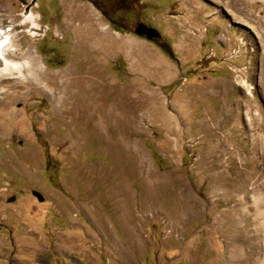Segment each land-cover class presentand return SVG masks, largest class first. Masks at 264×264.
Here are the masks:
<instances>
[{
	"label": "rangeland",
	"instance_id": "1",
	"mask_svg": "<svg viewBox=\"0 0 264 264\" xmlns=\"http://www.w3.org/2000/svg\"><path fill=\"white\" fill-rule=\"evenodd\" d=\"M0 27L44 66L0 78V264H264V0H0Z\"/></svg>",
	"mask_w": 264,
	"mask_h": 264
},
{
	"label": "bare ground",
	"instance_id": "2",
	"mask_svg": "<svg viewBox=\"0 0 264 264\" xmlns=\"http://www.w3.org/2000/svg\"><path fill=\"white\" fill-rule=\"evenodd\" d=\"M23 17V22L29 20L32 23L31 28H39V24L36 22V16L33 12L30 11L28 14H24ZM104 29L108 30L109 28L107 25L103 24L102 30L104 31ZM14 35L11 27H0V78L14 72H17L19 76H21L24 69L29 73H34L35 69L42 71L44 66L40 57L34 50L29 48L24 52L21 44L14 41ZM85 37L87 36H84V38ZM23 52L25 53V59L21 61L18 59L17 55L22 54ZM23 78H26V76L22 74L19 79Z\"/></svg>",
	"mask_w": 264,
	"mask_h": 264
},
{
	"label": "water",
	"instance_id": "3",
	"mask_svg": "<svg viewBox=\"0 0 264 264\" xmlns=\"http://www.w3.org/2000/svg\"><path fill=\"white\" fill-rule=\"evenodd\" d=\"M134 32L142 37H145L149 40H154V41H158L160 38V33L158 32V30L154 27H150L147 26L144 23L139 22L136 26H135V30ZM161 46H163L164 48L165 45L164 43H161ZM13 198H11L10 200H12Z\"/></svg>",
	"mask_w": 264,
	"mask_h": 264
}]
</instances>
